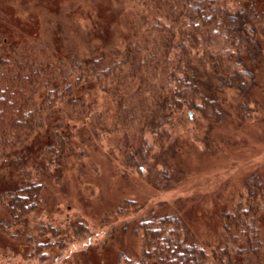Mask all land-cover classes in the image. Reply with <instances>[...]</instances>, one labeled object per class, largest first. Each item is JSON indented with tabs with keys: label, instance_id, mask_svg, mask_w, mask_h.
Here are the masks:
<instances>
[{
	"label": "trees",
	"instance_id": "trees-1",
	"mask_svg": "<svg viewBox=\"0 0 264 264\" xmlns=\"http://www.w3.org/2000/svg\"><path fill=\"white\" fill-rule=\"evenodd\" d=\"M106 3L118 7L114 27L124 28L120 32L124 38L113 49L104 43L108 35L113 37L111 29L108 35H96L101 43L89 34L86 40L80 26L85 21L62 8L63 1L56 5L62 11L59 16L44 13L38 5L39 13H44L39 31L22 35L20 28L15 31L7 24L9 39L0 31L2 256L19 253L22 260L46 264H66L74 258L77 264L87 254L78 249L66 252L64 242L70 235L58 227L38 224L34 238L23 237L24 229H18L45 204L51 205L54 198L48 201L46 196L52 183L59 185L64 173L75 170L78 187L77 177L83 172L100 188L98 176L92 177L81 161L90 149L97 167L103 171L107 165L123 182L148 166L154 149L169 138L168 126L173 127L183 112L219 122L225 114L220 102L224 90L234 89L245 97L255 83L252 66L261 54L264 0ZM81 7L78 3L71 9ZM11 8L16 14V7ZM55 17L63 20L54 25L57 30L51 25ZM100 25L101 21L91 22L89 30L99 32ZM69 40L82 43L81 50ZM100 102L110 112L105 125L93 111ZM243 108L244 103L233 107L238 120ZM75 125L77 138L72 139L70 129ZM98 130L116 134L117 165L102 152ZM83 133L88 150L82 147ZM242 187L239 200L219 212L220 248L195 241L185 222L164 208L132 219L130 248L120 250L116 259L123 264H264V183L253 175ZM137 204L123 199L116 209L135 213ZM124 224L120 231L127 228ZM83 231L86 228L78 225L71 234L81 238Z\"/></svg>",
	"mask_w": 264,
	"mask_h": 264
},
{
	"label": "rangeland",
	"instance_id": "rangeland-1",
	"mask_svg": "<svg viewBox=\"0 0 264 264\" xmlns=\"http://www.w3.org/2000/svg\"><path fill=\"white\" fill-rule=\"evenodd\" d=\"M61 1L62 8L64 6L67 12L71 11L85 21L83 28L80 25L84 38L85 34H89L96 44L101 43L102 40L96 35H108L109 28L114 32L113 37L108 35L104 43L110 45L111 49L124 38L120 35L124 28L114 27L113 24L118 7L106 3L114 0H14L12 4L10 0H0V31L5 32L7 38L10 36L7 24L13 25L15 31L20 28L19 33L22 35L35 29L39 31L43 26L44 13L54 11L56 16L62 14V11L56 8ZM122 1H130V5L134 3V0ZM78 3H81L82 9L72 11L71 8ZM10 4L16 7L17 15L12 13ZM39 4L44 13H39ZM2 15L7 18V23ZM52 19L54 21L51 25L57 30L54 25L63 20L56 17ZM100 21L99 32L89 30L91 22ZM79 23L81 24L80 19ZM260 31L261 54L252 66L255 68V83L245 97L234 89L224 90L220 97L222 109L225 111L222 120L216 123L208 122L197 113L183 112L180 119L173 121V127L168 126L169 138L161 147L154 149L148 166L140 173H131L130 178L123 182L114 178L117 172H110L107 165L103 164V171L97 167L91 155L92 149H87L86 133H83L85 142L82 147L88 151L81 157V161L85 163V168L87 166V171L92 177L98 176L100 188L95 187L96 184L89 178L91 176L86 178L83 172L77 177V183H80L78 187L75 183L77 172L67 171L59 180L60 184L52 183L53 190L47 191L46 199L50 201L54 198L51 205L45 208V204L44 208L29 216L26 222L18 227L25 230L21 229L23 237L29 234L34 238L36 232L33 230L38 224L49 223L70 235L64 242L66 252L78 249L83 255L87 254V257H79L77 264H116L120 263V257L116 259L118 252L130 248L132 219L143 213L166 208L171 211L170 214H177L185 222L188 231L193 232L195 241L209 246V249L220 248L219 212L227 210L239 200V195L245 190L242 187L243 181L258 175L264 183V18L260 23ZM68 43L80 50L82 48L80 42L76 44L75 41L69 40ZM242 103L246 105V109H241L242 120H238L233 107ZM93 111L100 114L98 120L101 125L109 123L110 112L104 111L102 102L93 107ZM76 130V125L70 129L72 139L77 138ZM97 134L99 144L104 149L102 152L106 153L112 164L117 165L116 134L112 135L104 130H98ZM76 150H79L78 147ZM64 198L66 201H63ZM123 199L139 203L135 213L117 212L116 207ZM123 224L127 228L120 231ZM78 225L87 230L81 233V238L71 234ZM88 240L90 242H87ZM88 245L92 248L82 250ZM1 252L0 248V264L47 263L35 259L22 260L19 253H6L2 256ZM75 263L74 258L66 260V264Z\"/></svg>",
	"mask_w": 264,
	"mask_h": 264
}]
</instances>
